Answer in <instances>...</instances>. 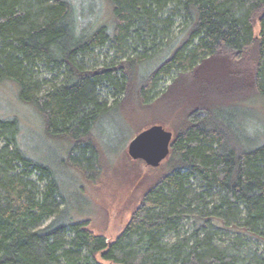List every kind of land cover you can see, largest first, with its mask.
Returning <instances> with one entry per match:
<instances>
[{
    "label": "trees",
    "instance_id": "16d2710c",
    "mask_svg": "<svg viewBox=\"0 0 264 264\" xmlns=\"http://www.w3.org/2000/svg\"><path fill=\"white\" fill-rule=\"evenodd\" d=\"M224 57L251 60L249 80L230 68L220 85L200 81L210 98L186 114L168 171L111 242L67 216L55 165L29 154L16 114L0 111V264H264V143L245 141L242 117L246 91L264 102V0H0V84L88 168L92 129L116 105L101 88L114 98L138 77L145 103L163 77L177 73L179 87Z\"/></svg>",
    "mask_w": 264,
    "mask_h": 264
},
{
    "label": "rangeland",
    "instance_id": "374dc122",
    "mask_svg": "<svg viewBox=\"0 0 264 264\" xmlns=\"http://www.w3.org/2000/svg\"><path fill=\"white\" fill-rule=\"evenodd\" d=\"M253 30L257 36L259 25L255 24ZM104 51L98 55L97 64L105 60ZM108 54L110 57L113 55L112 52ZM250 61L241 58L234 62L225 61V57L224 61L218 58L211 60L206 69L207 73L202 71V77L198 79L196 74H188L179 80L188 81L190 78L192 81L179 87L180 82H173L177 73L172 72L159 81L145 103L138 97V77L135 85L128 88V93L119 94L114 98L112 93H108V89L101 88V95L107 98L108 103L116 102V105L100 115L92 129L97 152L96 163L92 168L69 159L67 142L45 136L41 118L16 99L14 87L10 82L0 84V111L8 115L16 114L22 124L19 140L29 154H35L51 162L52 166L55 165L53 167L60 173L63 181L68 204L65 209L67 216L73 220L87 221L88 229L111 242L121 233L145 192L160 175L168 171L170 165L167 158L157 167L148 166L140 159L131 158L127 152L130 140L138 132L153 124H161L171 131L174 137L176 131L183 126L186 114L196 107L199 108L204 98H210L199 91L200 81H215L220 85L221 75L223 72L226 74L230 68L234 81L237 83L248 81ZM155 62L158 64L159 60L156 58L147 63L153 66ZM141 72L142 67H138L137 74L141 75ZM41 74L48 79L51 78L47 73ZM196 80L198 82L193 84ZM48 86L49 84H46L44 88ZM253 93L246 91L250 98L247 104L250 108H243L245 110L242 114L245 119L243 126L247 130L245 141L250 143L251 140H255V144H260L264 143V102ZM236 96L239 94L236 93ZM61 208L63 205H60ZM261 248L260 246V252ZM96 259L100 264H117L102 260L99 254L96 255Z\"/></svg>",
    "mask_w": 264,
    "mask_h": 264
},
{
    "label": "water",
    "instance_id": "95a60500",
    "mask_svg": "<svg viewBox=\"0 0 264 264\" xmlns=\"http://www.w3.org/2000/svg\"><path fill=\"white\" fill-rule=\"evenodd\" d=\"M172 132L153 124L138 132L128 143V154L146 165L157 167L169 154Z\"/></svg>",
    "mask_w": 264,
    "mask_h": 264
}]
</instances>
